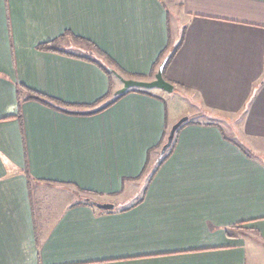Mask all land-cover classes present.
Wrapping results in <instances>:
<instances>
[{
  "label": "crops",
  "instance_id": "obj_1",
  "mask_svg": "<svg viewBox=\"0 0 264 264\" xmlns=\"http://www.w3.org/2000/svg\"><path fill=\"white\" fill-rule=\"evenodd\" d=\"M0 264H264V0H0Z\"/></svg>",
  "mask_w": 264,
  "mask_h": 264
},
{
  "label": "trees",
  "instance_id": "obj_2",
  "mask_svg": "<svg viewBox=\"0 0 264 264\" xmlns=\"http://www.w3.org/2000/svg\"><path fill=\"white\" fill-rule=\"evenodd\" d=\"M82 43L85 45V50L82 51V58L87 60V61H91L94 62L95 64L99 65L108 75L110 76H114L113 72H121L115 65L114 63L107 57V55H105L104 53H102L95 45H93L92 43H89L87 41H82ZM40 50H45V51H53V52H58V50H56L54 48V46H52V44H45V45H40L39 46ZM172 54L169 53L166 56H164V58L162 59V61H164V66L168 63V61L170 60ZM120 75V73H119ZM121 76V75H120ZM128 92H139V93H149V90L146 89H129L127 91H125L122 94L119 95H112V97L110 98L109 102L107 104H105L104 106L89 112L88 114H94L97 113L101 110H103L104 108L110 106L113 102H115L118 98H120L121 96H123L124 94L128 93ZM23 94V101H28V100H32V101H36L39 103H42L45 106L48 107H53L51 104H61V103H57L56 101H52L49 100L48 98H46L45 96L40 95L39 93H36L34 91H30L28 89H26L25 87H22L19 89V95ZM52 102V103H51ZM60 111L67 113V114H78V113H74L71 111H68L66 109H60ZM80 114V113H79ZM185 124L182 123L179 128H181V126H183ZM178 128V129H179ZM177 129V130H178ZM176 130V132H177ZM175 135V134H174ZM174 142V138L172 140V143L170 145V147L166 150V152L163 154V156H157L156 161H155V169H157L158 166H160L162 164V162L165 160V158L167 157V154L169 153L172 145ZM79 193L76 194V200H75V204L79 203V202H84V203H89L92 204L94 201L87 196H90L88 193L82 192L80 190H78ZM93 205V204H92Z\"/></svg>",
  "mask_w": 264,
  "mask_h": 264
},
{
  "label": "water",
  "instance_id": "obj_3",
  "mask_svg": "<svg viewBox=\"0 0 264 264\" xmlns=\"http://www.w3.org/2000/svg\"><path fill=\"white\" fill-rule=\"evenodd\" d=\"M163 66H164V61L160 63V65L157 68L156 73L154 74L153 79L150 81L125 79L121 77L120 75H118L116 72H113L114 77H116L122 85L121 88H119L118 90L114 92V96L122 94L129 89H146V90L158 89L166 93H172L174 90L173 85L167 82L162 76ZM186 121H187V117L183 116L170 127L167 138H166V142L161 147L159 156H163L166 150L170 147L176 130L179 128V126L182 123ZM92 204L96 208L101 209V210H110L113 208V205L107 204V203L93 202Z\"/></svg>",
  "mask_w": 264,
  "mask_h": 264
},
{
  "label": "rangeland",
  "instance_id": "obj_4",
  "mask_svg": "<svg viewBox=\"0 0 264 264\" xmlns=\"http://www.w3.org/2000/svg\"><path fill=\"white\" fill-rule=\"evenodd\" d=\"M69 51L73 52V53H77L74 49H70ZM113 80H114V83L119 84L118 81L116 80V78H113ZM179 94L180 95L175 94L174 96H172V99H170V103L174 105V109L178 113H183V116L185 115L184 113H187V112H189L190 115L196 113L197 112V106L194 102L193 97H190L189 94H185V93L184 94L179 93ZM183 116H181V117H183ZM186 117L188 118V116H186ZM180 118H178V120ZM226 126L229 128L228 131H230L234 127V125L232 127L231 124H227ZM234 134H236V132H234Z\"/></svg>",
  "mask_w": 264,
  "mask_h": 264
}]
</instances>
